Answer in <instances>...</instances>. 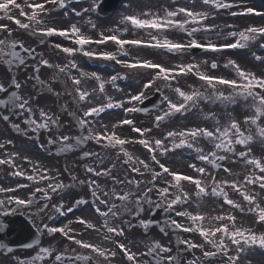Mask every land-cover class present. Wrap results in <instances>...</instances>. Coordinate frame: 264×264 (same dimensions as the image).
<instances>
[{
  "label": "snow or ice",
  "instance_id": "6c2138e0",
  "mask_svg": "<svg viewBox=\"0 0 264 264\" xmlns=\"http://www.w3.org/2000/svg\"><path fill=\"white\" fill-rule=\"evenodd\" d=\"M78 2V0H33L32 3H28L27 7L30 11H25V8L21 4L17 3L16 0H0V19H7L14 22L19 28L24 30L32 31L34 34H39L45 37L61 36L67 39H73V43L78 47H63L57 43L54 45L56 49L63 51L68 55H74L77 52H83V55L89 58H101L105 60H115L117 63H126V67L130 69L142 68L146 70H152L155 75L147 80L143 84V89L135 95L128 97L127 103L133 104L132 107L125 108V101H113L111 97L108 98L106 103H99L95 106L87 107L86 111L83 112L82 116L77 117L78 124L81 129L87 130V135L70 137L67 134L59 135L55 139H49L48 145H55L58 152H67L79 147L81 143L88 141H94L98 145L105 147H111L118 149L120 153H123L126 159L125 164L129 165V171L136 175L142 176L145 172L151 174L152 179L148 182L151 186H145L141 191V181L136 179H118L112 175V171L115 168V164L111 168H101L99 171L95 167L85 166L86 172L90 173L92 177L99 178L101 176L109 177L114 185H123L125 183L134 185L137 189L136 193L131 192H120L113 187L110 192L103 191L100 185L97 183V179L89 178L88 180H77L76 176H72L74 182L79 184H87L88 190L91 193V205L94 208L95 213L103 218L102 228L109 235L105 236V239H110L111 236L123 237L125 229L119 225L111 226L110 221L114 220L122 215L120 208L126 205L130 197H135L134 203L138 206L134 210V215L139 216L143 211L144 203L153 205L156 209L163 208L165 211L174 213L176 217H183L188 220V223H182L177 219H171L169 224L174 229H179L185 233H198L202 240L211 246L212 251H203L205 258L220 257L222 264H242V256L245 254L246 247H252L258 245L264 248V232L256 233L251 229H245L237 227L236 216L231 213L227 215H220L218 217L211 218L219 223V226L211 228L206 227L204 222L207 219L205 214L199 211H189L188 206L190 202V193L184 190L182 182H187L194 187V195L197 198L211 195L213 197H222L223 203L227 206H231L233 209L244 212L245 208L241 204L236 203L234 200L228 198L225 188H231L235 192H239L243 201L247 203V211L255 216V223L264 224V206L257 200V194L255 192H249L245 188V185H253L259 187L261 192H264V162L261 158L252 156L251 150L247 147L250 142L253 141V135L247 130L241 128V123L235 119H230L227 123L221 125V122L216 119L215 127L212 128H184L182 130L168 131L165 134V139L170 141L169 145H165L164 140L155 139L150 140L145 137L146 133H151L150 128H140L135 126V121L132 119H123L119 123L121 125H128L131 127L134 133H138L141 137L138 141H129L126 138H122L115 132L116 125H113V131H108L106 126L105 131H93V121L99 122L96 118L101 113H105L111 108H123L126 113L133 112H148L146 107H137L136 104L143 105L144 101L148 99L145 95V91L151 88L156 80H163L165 84H170L171 81L175 80L179 75H187L189 72L195 71V74L199 79L205 82L209 87L213 89L211 95H205L204 93L193 90L185 92L180 88H176L175 91L181 98V102L174 103L169 97L164 96L161 100V104H167L166 109L160 110V114L155 116L156 126L167 120L170 116L179 112H187L189 109L196 108L201 101L209 102H220L222 104L235 105L237 98H244L247 100L251 98L254 102V113L252 115H246L243 123L246 125H255L256 132L261 139H264V126H261L259 121L264 118V74L257 76L253 72L246 71L236 64L235 61H229V65L233 67L237 79H227L223 76H212L201 72L198 66L193 64L178 65L177 67H164L161 64L153 63L151 60H136L135 62H124L117 60L114 53L103 52L96 53L95 51H85L84 46L92 43L103 44L109 40L115 42L120 46V51L124 50V45L129 44L132 46H144L166 49L169 52H182L190 48H201L204 50H210L214 52L223 51L224 49H235L244 48L249 41H255L264 38V26H249L239 32L233 31L229 35L235 37V41L232 43L214 44L206 43L201 44L197 40L192 39L188 44H182L179 42H173L167 38L163 40L153 38L152 41H141V40H121L116 35L105 36L103 33L100 34L101 39L93 41L91 37L85 36L81 33V29L72 24L69 28H57L47 26L48 21L44 17L51 16L52 12L67 9L64 15H68L70 11L77 17H82L84 13L96 12L102 7L103 0H92L89 8L81 9L77 11L76 8H70L71 3ZM205 5H211L215 9H231L233 7H241L239 4H233L225 2V0H203ZM48 5H52L53 8H49ZM130 7V6H126ZM12 9H16L20 13V17L27 22H23L21 18L12 15ZM264 15V13H256L253 8H243L240 12H232L231 15H248V14ZM178 16L184 17L183 19H177ZM208 14L206 12L193 11L192 8L177 7L173 10H165L163 16L151 12L145 11L143 13L124 15L120 23H130L133 27L138 29H152L157 31H164L170 28H179L184 31H188L185 27L187 24H203L207 20ZM88 23L91 24L92 28L96 25L89 18ZM214 26H204L203 30L208 31ZM126 30V29H125ZM201 30L200 28L193 27L189 31L191 36L193 32ZM7 31L9 37H11V29L5 24H0V32ZM23 49V52L27 56L35 59V49L27 48L23 42H17L14 39L2 38L0 39V59L6 60L8 65L19 64L25 65V58L21 55V52L17 48ZM261 50H264V43L259 45ZM254 58L264 64V57L253 54ZM40 65L47 66L49 68L58 69L56 72V78L60 79V74H64L70 77L74 87V98L78 102H88L91 105L90 96L91 93L80 89L81 79L79 77H88L95 79L98 82V91L103 93L105 90V84L111 83L113 87L116 86L118 76H112L107 81L103 79L97 72H87L79 69L75 61H72L70 65H59L49 63L48 60L41 59L33 66L35 73H39ZM215 63L212 64V68H216ZM71 69H77L79 76H71ZM39 79L38 76L33 77ZM43 83V82H41ZM11 84L15 89H20L21 85L19 82L12 79ZM227 86L232 89L229 95H224L223 92L216 91V86ZM51 91V89H49ZM96 91V90H93ZM156 91H160L159 88ZM0 94H7L3 98H0V106H4L8 109L7 113L0 114L5 122L10 120V113L16 111L17 115L22 116L25 112L28 113L27 118L24 120L27 131L39 132L40 130H49L50 125H54L57 128L60 127L59 120L49 115L44 110H40L39 115L41 120L38 121L35 118V114L31 107H29L30 98H24L18 95V92L13 90L9 94V88L3 83H0ZM157 108V105H153ZM91 118V119H90ZM209 119H215V113H209ZM11 127L16 131H20V127L17 124H12ZM200 137H205L212 145V150L205 153L203 149L195 147L196 141ZM73 141V142H69ZM178 141V142H177ZM139 143L150 156V161L145 160H134L132 155L125 148L126 144ZM13 144V141L7 140L0 142V149H5L6 145ZM240 145L245 150L236 151V146ZM41 147H44L41 145ZM188 148L194 150L197 155L195 160L205 166L197 167L196 163H191L188 167L197 175H185L177 171L171 170L162 163L159 156H165L169 151L176 149ZM231 154L234 157V161H243L246 166H252L253 171L249 172L243 181L233 179L231 181L223 180L220 182L215 181V177L207 171V165H211L214 169H221V162L228 159V155ZM6 158H0V165H11L14 169L12 175L23 176L31 184L46 183V187H35L31 193L30 198L21 199L17 196H8L7 199H0V210H4L6 205L15 203L18 206L31 207L37 202V193H40V199L44 201H50L52 194L57 193L58 190L62 191L65 188L72 187V185H65L63 181L57 180V177L51 176L49 170L44 168L40 169L36 164L33 165L32 174L28 175L26 172L21 170L15 163L17 157L16 153L5 152ZM95 157L100 160L97 153L84 152L82 158ZM25 159H27L25 157ZM102 163L103 161L100 160ZM38 164V162H37ZM156 165L159 171H156L152 165ZM223 171L227 174H231V170L227 167L223 168ZM211 177L213 183L209 192V185H207L202 178ZM163 181L164 186H159L157 180ZM55 181V182H54ZM29 184H17L16 188H3L0 187V193H13L17 189H26ZM174 189V191H170ZM155 192L158 199L153 201L150 194ZM115 201H120L118 205ZM89 204L88 200L79 199L75 201L73 207L64 208L63 204L53 205V209L60 215H66L72 213L74 208L78 205ZM48 207V203L43 205L39 211H44ZM177 208L182 210L177 211ZM103 209V210H102ZM128 211L127 208L124 209ZM8 211L15 212L16 208L8 209ZM51 219V217H50ZM76 222L83 225L86 229H94L96 226L88 220L77 217ZM72 221H68L61 226L49 227L47 224L43 225V228L49 233H60L66 237L69 241L75 245L87 249L93 255H81L74 249L68 253H57L54 256L53 264H75L76 260L91 261L96 256L102 257L105 264H109L112 257L116 256L115 251L108 249H102L96 244L77 239L76 235H71L72 229L69 225ZM124 224H128L129 227L132 225L128 221H122ZM154 221H140L141 226L147 230ZM99 230V229H97ZM39 231V230H38ZM219 234V236H217ZM225 240L229 241L233 246L232 249L225 243ZM180 244L186 246L187 249L200 248L203 249L204 245L194 244L191 240H180ZM116 247L119 248L126 259L132 264H177L179 260V254H172V247L160 244L158 241H154L150 246H146V251L143 253H133L124 243L115 241ZM38 246L33 242L27 244L18 245L17 247H34ZM6 246L0 243V249ZM15 249L13 247H6V254L11 253ZM52 251L47 248H40L39 252L31 258L33 262L42 261L45 257H51ZM146 256L150 260H142L140 257ZM198 258H194L188 261L187 264H197ZM17 264H29V259H18Z\"/></svg>",
  "mask_w": 264,
  "mask_h": 264
},
{
  "label": "rangeland",
  "instance_id": "374dc122",
  "mask_svg": "<svg viewBox=\"0 0 264 264\" xmlns=\"http://www.w3.org/2000/svg\"><path fill=\"white\" fill-rule=\"evenodd\" d=\"M129 1V0H128ZM124 2L121 6V10L124 9L127 2ZM225 2L233 3V4H239L241 7H233L231 9H215L211 5H205L203 3V0H135L134 2L130 3L127 9L129 10L127 12L128 15L131 14H138L143 13L145 11H151L154 13H157L161 16L165 14V10H173L177 7H184V8H192L193 11L197 12H206L208 14L207 20L203 22V24H192L189 23L185 27L188 29V31H184L179 28H170L164 31H157L155 32H149L147 29H138L133 27L130 23H119L118 21H115L112 17L114 16H108V17H102L99 15L98 11L96 12H89L84 13L82 17H77L73 13H71V18L67 20V18L64 17L62 14L54 15V18L59 22L49 21L47 26L50 24L56 25L61 28H69L72 24L77 25L81 29V33L88 37H97L101 38L100 34L103 33L104 35H121L126 37H132L137 39H143L148 40L155 37L156 39L163 40L164 38H167L173 42H179L188 44L192 39L197 40L200 43H214L217 45L224 44V43H231L235 41V37H231L229 35L230 32L236 31L239 32L249 26H264V15L261 17H255L252 14H248L246 16H233L231 15L232 12H240L243 8H253L256 10V13H264V3L257 1V0H225ZM92 0H78V2L75 3V8L77 11H80L84 8H89L91 6ZM120 6V7H121ZM53 7V6H52ZM58 12V11H56ZM14 14L19 16V11L14 9ZM255 14V13H253ZM113 15V14H112ZM46 17H44L45 19ZM89 18L91 21L96 25L95 28H92L91 24L88 23ZM115 18V17H114ZM184 17L178 16L177 19H183ZM50 19V20H52ZM253 20L258 21L256 23L253 22ZM204 26H214L211 27L210 30L205 31L203 30ZM193 27L200 28L201 30L193 32L192 35H189V31ZM13 31H15L14 36L19 37V40H16L17 42H23L24 46L27 48L35 49V53L37 52V56L35 59H30V61H26L25 65H19V64H13L8 65L6 63V60L0 59V71L4 76V81L2 82L6 87L9 86L10 82L13 78L17 82L20 83V91L19 95L24 98H30L29 100V107L32 108L35 118L40 121V107L43 104L44 101L49 100L50 109L49 112H47L49 115L53 116L54 118H57L59 120L60 127L57 128L54 125H50L49 130H40L39 132H32L27 131V135H25V130L27 128L26 124L24 123V120L27 118L28 113L25 112L22 116L17 115V112H15V117L11 118L10 121L5 122L2 118H0V121L5 124L4 130L1 132L0 130V142H4L6 139L15 138L17 143V148L19 152H23L25 148H29L31 154L34 158H46L52 165L57 166V170H61L63 173V176L68 181L67 185H72V187H69L72 189V193L67 196L65 201V209L68 207H73L76 200L79 199H85V200H91V193L88 190L87 184H79L78 182H74L72 180V176H76L77 180H88L89 178L97 179V183L100 185L101 189L103 191L110 192L113 187H116L117 191L120 192H131L136 193L137 189L134 185L130 184H123L120 187L117 185H114L113 182H108L107 179L109 177L101 176L99 178L92 177V175L85 170V166H92L99 171L101 168H111L113 164H115V168L113 169L112 173H114L119 179H134L138 175H127L126 171L119 168L121 160L118 159L117 154H115L110 161V163L106 160V156L108 155V147H105L103 145H95L92 141L86 143L85 145L78 147V150L75 151H67V152H61L62 156H60L56 152V146L55 145H48L49 139H55L57 136L63 134L65 132L70 137H77V136H84L87 135L86 129H81L77 117L81 116L82 113V102H78L74 96V85L71 82V79L69 76L60 74V79L56 78V72H58V69L49 68L44 65H40L39 73L34 74L33 66L37 64V62L41 59L48 60L49 63L59 65L60 67H63L64 65H68V63L75 61V63L81 64L79 69L85 70L86 67L94 66V70L97 73H100L102 69L108 70L109 73H114L116 70V65L112 62L113 60H107V62H101V60H91L87 59L83 55H78V53H75L74 55H64L59 54L55 49H53L48 44H45L43 42V39L37 35L34 34L32 31L27 30L26 32H18L12 28ZM126 29V30H125ZM12 33V32H11ZM2 38H9V34L7 31L4 33L0 32V39ZM262 39V38H261ZM254 41H249L247 45L244 48L238 49L235 53L230 51H225L226 53L219 52L214 53L210 52L209 55H202V61L203 63H200V71L204 72L207 75L212 76H223L230 78L232 76V71L230 69L229 61H235L241 64H245L246 62V68L250 72L255 73L256 75L260 76L264 74V64H262L260 61L256 60L254 58V51L252 49H249V45ZM264 43V39L262 41ZM95 46V45H94ZM88 51H98V47L95 46L94 49L87 47ZM105 50L110 51L111 53H114L116 56H122L123 51H120V48L113 47V46H107L105 47ZM189 51V50H188ZM132 58L133 61L136 60H151L152 62H160L161 64H165L166 66L173 64H170L167 59H164V55L161 53L168 54L172 57L176 56L179 57L178 59L180 61H186L188 59L190 61L192 55L191 51L186 52L182 51L180 53H174V52H148L146 54H142L140 52L136 53V50H132ZM138 54V56H137ZM202 54V53H201ZM201 54H194L193 55H201ZM21 55L25 58L27 56L26 53L23 52V49L21 51ZM192 55V56H193ZM194 57V56H193ZM192 57V58H193ZM179 61V62H180ZM178 62V63H179ZM215 63L217 65L216 68H212V64ZM75 69H71V76H79V72L74 71ZM126 74L130 75L131 77H143L141 82L139 83L140 87L143 82H146L149 78L155 75V73H149L145 71H128L124 69ZM124 71L116 73V76H118V80L121 81L122 77L120 73H125ZM128 71V73H127ZM34 74V75H33ZM77 74V75H76ZM124 75V74H123ZM38 76L39 79L34 80L33 77ZM121 77V78H120ZM41 78H44L43 81H40ZM83 81V77H79ZM186 82L191 85V88L185 90L186 92H190L193 89L198 90L205 95H211L213 92V89L209 87L206 83H198L196 78L192 75L186 76ZM38 81V82H36ZM43 82V83H41ZM168 84H165L163 80H156L154 85L147 89L146 96L152 95L157 88H159L163 92V97L166 96L167 93H169L168 89L166 88ZM193 85V86H192ZM91 88L90 90L93 91L96 89L95 85L91 82L90 84ZM81 88V85L79 86ZM83 88V87H82ZM81 88V90H82ZM51 89V91L49 90ZM216 91L221 92V88L219 86H216ZM25 92H27L25 94ZM231 93L230 90L227 89L226 94L229 95ZM207 101H201L200 104L204 105ZM213 103V102H212ZM140 104H136L135 106H139ZM162 105V104H161ZM162 106H159L156 110L150 111L147 114H142L140 112H133V117L137 119H151L152 121L147 123H141L139 122V126L142 128H150L152 131L155 129L154 127V120L155 116L159 114V110ZM237 110V109H236ZM192 112V109H189L186 113ZM180 116L182 118H187L189 115H183V112H179ZM239 112L236 113V116H239ZM202 120L201 122L205 123V128H209L212 126V120L207 118L204 114H201ZM244 119V118H243ZM230 119L227 118L221 119L223 124L227 123ZM238 122H240L239 118L235 119ZM241 123V122H240ZM258 123L261 124V126H264V118H261V121ZM17 124L20 127V131L18 133H14L13 131L10 132L11 125ZM222 124V125H223ZM242 129H247L254 137L253 141L249 143L247 146L251 150V154L254 157L261 158L262 155H264V139H261L257 132H256V126L255 125H246L244 123H241ZM12 129V128H11ZM69 131V132H67ZM110 131V130H108ZM150 133H147L149 135ZM73 142V141H69ZM43 145L44 147H41ZM22 147V148H20ZM23 149V150H22ZM212 150V145H207L205 153ZM245 150L242 146L237 145L236 151ZM84 152H91V153H97L100 157V160L103 162L101 163L100 160L96 159L95 157H88V158H82V154ZM191 156H196L197 153H190ZM161 156L172 165L174 171H183L190 173L192 175H197L194 173L186 164L185 162H181L178 159L174 158V156L169 154L168 157ZM144 157L146 162L148 161L147 155L144 153ZM264 160V159H263ZM234 161V157L231 156V154L228 155V159L226 162V166L231 170V174L220 172L218 173L211 165H207V171L211 173L212 176L215 177L216 182H220L223 180L231 181L235 178L238 179V181H243V178L245 177V173L249 170L248 166L244 164L243 161ZM39 166V164H37ZM205 166L198 162L197 167ZM32 165H27L26 163H23V166L21 167V170L26 172L27 174L32 173ZM40 168V166H39ZM58 172V173H61ZM222 174V175H221ZM225 174V175H224ZM227 174V175H226ZM52 176V175H51ZM204 182L209 185V192L211 190V185L213 183L211 177H205L203 178ZM236 179V180H237ZM27 181V180H26ZM141 181V191H143L144 187L151 186L148 184L149 181H151V174L149 173L146 175H142L140 177ZM18 184H26L25 179H21L17 181ZM47 183V182H46ZM46 183H41L40 185L37 184H31L28 182L29 187L26 189H17L14 194H11L12 196L20 197L21 199L30 198L31 193L34 190L35 187H46ZM184 187L185 191L190 192V197L194 196V187L191 184H188L187 182L182 185ZM13 187V186H12ZM16 187V186H15ZM246 188V185H245ZM227 194L228 198L234 200L236 203L241 204L242 207L246 208L247 204L245 201H243L242 197L240 196L239 192L233 191L231 188H225L224 189ZM255 193L257 194V200L261 204V206H264V192H261L259 187L256 186ZM62 191H59L57 193L52 194V199L50 201H44L43 199H40L41 194L37 193V199H40L37 202L28 208L22 209L29 216L33 218V221H36V226L41 228L42 223L44 224L50 217L53 216L55 213V210L53 209V205H56V200L58 196L61 194ZM2 194V193H1ZM10 195H0V199H7V197ZM153 201H156L158 199L155 192L150 194ZM197 198V197H195ZM135 197H130L129 202L120 208V211L122 215L114 220H111L110 223L112 226L119 225L123 227L128 235H131V237L137 238L140 236H144L142 233L141 228L139 227V222L141 219L143 220H149L152 216V214L157 210L153 205H149L147 203H144L143 205V211L140 213L139 216L134 215V210L138 207L133 201ZM197 199L193 200V203L190 207L189 211H199L202 214H205L207 216H213L218 217L220 215H227L231 213L232 215L236 216V225L237 227H243L244 225H252L253 231L256 233H262L264 232V224L255 223V216L253 214H248L246 211L240 212L239 210L233 209L231 206H227L223 203L222 197H213L211 195H208V198L205 199L203 202L201 201V204L197 203ZM118 205L120 204V201H115ZM45 203H48V207L44 209V211H39L40 208H43V205ZM207 205L211 208L210 211L207 209H204L203 205ZM5 208H11L10 205H6ZM127 208L128 211H125L124 209ZM75 210V209H74ZM88 210L91 212V214L94 213V215L98 216L95 211H93L92 208H88ZM93 212V213H92ZM85 216V215H84ZM83 216V217H84ZM103 221V218H101ZM117 220V221H116ZM122 221H128L131 225L135 223V226L129 227L128 224L122 223ZM220 222H215L213 224V227L218 225ZM103 224V223H102ZM102 226V225H101ZM104 230V229H103ZM105 232V230H104ZM161 232L158 227H153L149 234H161ZM105 234H107L105 232ZM109 235V234H107ZM112 237V236H111ZM41 245L40 246H50L51 251H58L62 249V243L59 242V237H47L45 236L43 239H41ZM165 240H168L166 237ZM257 253H262L261 256L264 255V252L262 250H256ZM37 254L36 250H18L17 255L20 256H35ZM54 258V256H52ZM218 259V257H216ZM248 261L242 262V264H264V260L261 258V263H257V259L252 258H246ZM38 262V261H36ZM52 263L53 261L50 260ZM219 261H215L214 264H218ZM0 264H17V261L13 259V257L5 256L3 253L0 254Z\"/></svg>",
  "mask_w": 264,
  "mask_h": 264
},
{
  "label": "bare ground",
  "instance_id": "6f19581e",
  "mask_svg": "<svg viewBox=\"0 0 264 264\" xmlns=\"http://www.w3.org/2000/svg\"><path fill=\"white\" fill-rule=\"evenodd\" d=\"M26 1H27V4L33 2V0H26ZM134 1L135 0H131V2H134ZM72 7H70V8H72ZM27 9H28V7H27ZM128 11L129 10L127 9L124 12L116 15V17H115L116 21H118L120 23L122 16L128 15L127 14ZM52 15H54V14H52ZM253 22L256 23L258 21L253 20ZM5 25H7V27L9 29H11L14 26V25H12L11 21H6ZM18 30L22 31V32L24 31V29H21V28H19ZM4 32L5 31H3L1 33H4ZM11 32H12L11 37H9V38L14 39L15 41L16 40L20 41L18 35L14 36V33L12 30H11ZM262 43L263 42H260L259 39L255 40L254 42H252L249 45L248 48L252 49L254 51L255 55H259L261 57H264V50H261L259 48V45ZM156 49L157 48H154V47L139 46L138 50H136V53L140 52L142 54H146L148 52L151 53V52L155 51ZM163 55H164V59H167V61L170 64L174 63V66H171V65L166 66L165 65V67L174 68V67H177L178 65H184V64H193L194 65V63L190 62L188 59H186V61L183 62V61H180L178 59L179 57H176V56L172 57L168 54H163ZM137 56H138V54H137ZM193 60L195 62H198V63H203L201 57H199L198 59H193ZM119 61L129 62V58H127V57L126 58H120ZM244 63L245 64H241V63L236 62V64L240 65V67L242 69L249 71L248 68L245 67L246 62H244ZM125 67H126V63H117L116 70L114 73H109L108 70L102 69L100 71V73H98V74L103 79H105L107 81L110 77L116 76V73L124 71ZM229 67L232 71V76H230V78H227V79H237V76H236V73H235L233 67H231V66H229ZM198 68H199V66H198ZM0 71H2V70L0 69ZM83 71L95 72L94 69H91L88 67H86L85 70H83ZM127 73H128V71H127ZM191 74L192 73L189 72L187 75H191ZM120 75L122 77L121 81L117 79L115 87H113V85L111 83H106L105 84V90L103 93L98 91V82L95 79L83 77V81H82V79L80 78L81 83H82L81 86L83 87V91H87V92L92 94L90 96L91 105H89L88 102H84L83 112L86 111L87 107H89V106H95L96 104H99V103H106L109 97H111L114 102L115 101H125V104H124L125 108L132 107L133 104L127 103L128 97L131 95H135L138 92H140L143 89V84L146 83L147 80H146V82H143L140 87H138L139 83L141 82L140 79H142L143 77H138V78H136L134 76L131 77L130 75L126 74V72L120 73ZM187 75H179L176 77L175 80L171 81V83L167 85L166 88L168 89L169 93H167L166 96L169 97V99L172 100V102H174V103L181 102V98L179 97V95L175 91L176 88H180L183 91L191 88V85L186 82V80H187L186 76ZM195 78L198 81V83H203V81H201L196 74H195ZM3 81H4V76L0 72V83H2ZM91 82L95 85L96 91L90 90ZM218 86H219V88H221V92H223L224 95H227L226 94L227 89L232 91V89L228 88L227 86H221V85H218ZM146 92L147 91H145V94H146ZM26 93L27 92H25V94ZM49 104H50L49 100L44 101L42 104V107L45 108V110L49 111V109H50ZM166 108H167V104L165 103V104H162V107L160 110L166 109ZM254 110H255L254 102L251 98H248L247 100H245L242 97L237 98V102L235 105L222 104L220 102L212 103V102L207 101L204 105L199 104L196 108H192L191 115H189L186 119L182 118L180 116V114L175 113L174 115L170 116L167 120L163 121L159 125V127L156 126V123L154 121L153 124H154L155 129H153L154 131L152 133H150L147 138L150 140L161 139V140H164L165 145H169L170 141L168 139H165V134L168 131L182 130L184 128H194V127L205 128V123L201 122V121H203L201 114H204L206 117H208L209 113H215V119H211L212 120V126L209 127V128H212V127L216 126V124H215L216 119H218L222 125L223 124V122L221 121L222 118L225 120L227 118H229V119L239 118L240 122L243 123V121H244L243 118H245L246 115H252L254 113ZM83 112H82V114H83ZM237 112L240 113L239 116H236ZM82 114H81V116H82ZM131 114L132 113H126L123 110V108H111V109H108L105 113H101L100 116L96 118L99 122L97 123L96 121H93V124L91 126L93 127V131H95L97 129H104V131H105V127H102V126H106L107 130L113 131V125H116L114 130H115L117 135L121 136L122 138H126L129 141H138L139 139H141L140 136L132 134L128 129V127H129L128 125H121L119 123L123 119H131ZM182 119H185V120L183 122H180V120H182ZM200 119H201V121H200ZM134 121H135V123H138V122L149 123L152 120L147 118V119H136ZM67 132H69V131H67ZM64 134H66V133L63 132V134H61V135H64ZM210 144L211 143L207 140V138L200 137L196 141L195 147H199V148L203 149V151L205 152L207 145H210ZM140 146L141 145L139 143H135V142L125 145V148L132 155L134 160H145L143 153L141 151L142 149L140 148ZM30 153H31L30 149L27 147L25 148V150H23L22 154L20 155V159L22 160V163H27V164H30L33 166L34 164L37 165V162H38L40 169H44V168L48 169L50 175L57 177V180L63 181V183L66 184V179L63 177V175L56 171L57 166L52 165L48 160H46V158L45 159L42 157L39 159L34 158L33 155ZM190 153H196V152L194 150L188 149V148L176 149L174 151H169V154L170 155L172 154L175 158L182 157L183 161L185 162V164L187 166L191 163H196L198 166V162L195 160V156H191ZM115 154H117L118 159L121 160L119 168L126 171L127 175H132V174L135 175L134 173H131L129 171V165L124 163V160L126 159V157H124L123 153H120L118 149H113V148L109 147L108 155L106 156V160L110 163L111 159L113 157H116V156H114ZM25 157L27 159H25ZM263 159H264V155L261 156L262 162H264ZM39 166H37V167H39ZM248 168H249V170L245 173V176L249 172L253 171L252 166L249 165ZM145 173H146V175L148 174L147 172H145ZM112 175L117 177L114 173H112ZM140 177L141 176L138 175L134 179L140 180ZM107 181L112 182V180L110 178H108ZM159 182H160V180L158 179L157 183L159 184ZM44 183H46V182H44ZM40 184H38V185H40ZM120 186L121 185H119L118 187H120ZM255 188H256V186L246 185V189L249 192H256ZM65 195H66V192L64 191L61 194V196L59 197L58 201L59 202L64 201ZM204 198H208V196L200 197L201 201H203ZM189 204L192 205L191 202H189ZM203 207H204V209H207L208 211L211 210V208L205 204L203 205ZM180 209L181 208H177L176 210L180 211ZM245 211H246V213L251 214L247 211V207L245 208ZM58 215H60V214L59 213L54 214L53 219H55ZM71 215H73L71 217L75 216V220H68V221H72V223H74L76 225V226L75 225L73 226L74 229L76 228L75 231L83 232L86 236L88 235V237H91L92 235L98 233L99 230H97V229H99V226H98L97 222L93 219L94 217L89 210H84L83 212L82 211H75V212H72ZM174 215H175L174 213H172V215L170 214V219H175ZM77 217H82V218L88 220L89 222L93 223L96 226V228L86 229L83 225L76 222ZM54 223L55 222L52 221V224H51L52 226H50V227H53ZM251 226L252 225H250V224L244 225L242 228L251 229L253 231V228ZM252 247H254V246H252ZM252 247H246L245 255L247 257L252 258V259L260 260V261H257V263H261V258L264 260V255L261 256L262 254L257 253V252L255 253V250L257 248H252Z\"/></svg>",
  "mask_w": 264,
  "mask_h": 264
},
{
  "label": "water",
  "instance_id": "95a60500",
  "mask_svg": "<svg viewBox=\"0 0 264 264\" xmlns=\"http://www.w3.org/2000/svg\"><path fill=\"white\" fill-rule=\"evenodd\" d=\"M2 226L6 227V232H0V242L13 245H22L33 236L29 225L19 217L3 216ZM38 240L31 242L38 244Z\"/></svg>",
  "mask_w": 264,
  "mask_h": 264
}]
</instances>
